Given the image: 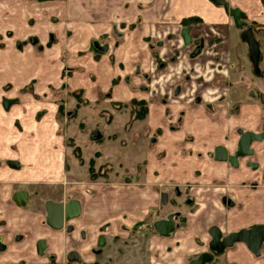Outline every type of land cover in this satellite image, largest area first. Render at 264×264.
<instances>
[{
	"label": "crops",
	"instance_id": "1",
	"mask_svg": "<svg viewBox=\"0 0 264 264\" xmlns=\"http://www.w3.org/2000/svg\"><path fill=\"white\" fill-rule=\"evenodd\" d=\"M76 1L0 0V19L31 11L42 24L0 32L11 102L0 112V264H190L212 227L264 224V0H228L260 43L259 74L212 0H82L86 18ZM190 17L201 21L185 26ZM58 115L70 121L61 133L44 125ZM248 131L263 134L252 155L216 157ZM48 200H76L80 213L53 228ZM176 212L170 235L151 226ZM204 264H264V244L256 255L237 242Z\"/></svg>",
	"mask_w": 264,
	"mask_h": 264
},
{
	"label": "water",
	"instance_id": "2",
	"mask_svg": "<svg viewBox=\"0 0 264 264\" xmlns=\"http://www.w3.org/2000/svg\"><path fill=\"white\" fill-rule=\"evenodd\" d=\"M215 4L223 6L225 11L233 16L235 24L239 28H244L246 22L243 20L245 13L238 7H232L228 0H212ZM190 29L185 28L182 31V35L186 43L191 42ZM241 38L245 41L249 48V56L254 67V71L260 73V58L261 48L258 39L255 36L252 27H247L242 30ZM36 40V39H33ZM106 49V48H104ZM199 49H196V53ZM11 102L5 100L3 106L5 109L10 107ZM263 138L262 133H254L251 131L245 132L241 135L238 142V148L236 153L229 154L227 149L220 146L216 150V157L219 160H228L230 163L236 165L240 157H245L253 154V150L250 149L251 144L254 141L261 140ZM12 167L18 166L17 161L11 160L8 162ZM165 200V199H164ZM47 207V223L53 228H62L65 221H68L71 217L77 216L80 213L79 204L76 200H71L68 203L56 202L49 200L46 204ZM176 223L173 215L168 218L160 219L155 222V229L161 235H170L175 230ZM211 241L209 243L210 251L222 253L227 247L232 246L237 242H243L254 254L259 255L260 249L264 243V224L255 225L249 229H243L236 232H231L227 235H223L220 229L216 226L210 230ZM212 257L211 252L205 251L201 253L196 259H193L190 264H204V262L210 260Z\"/></svg>",
	"mask_w": 264,
	"mask_h": 264
},
{
	"label": "rangeland",
	"instance_id": "3",
	"mask_svg": "<svg viewBox=\"0 0 264 264\" xmlns=\"http://www.w3.org/2000/svg\"><path fill=\"white\" fill-rule=\"evenodd\" d=\"M96 2H97V0H96ZM81 3H82V0H77L76 3L74 4L73 8L74 9L77 8V10H79V12H77V11L75 12L76 16L86 18L88 14H85L84 13L83 7L81 6ZM27 5L28 4H24V7H23V13L24 14L28 10V6ZM87 8L89 10L95 9V7L94 8H91L88 4H87ZM3 9L4 8L1 6L0 7V17L3 15V12H2ZM43 11H44V13H47V12L49 13V9H45ZM92 12L96 15V13H95L94 10H92ZM34 16L35 15H33V13L31 11L30 12L28 11L27 18L25 20H22V21H19V20H3L1 18L0 19V32H3L4 34L13 33L12 31H14L15 27H18V29L21 30V31L27 29L28 31L30 30V33L31 32L32 33L33 32H36L37 31L36 29L39 28V26H41L42 24H41L40 21H37L36 18H34ZM46 17H49V15L46 16ZM54 19L59 20L60 18H54ZM62 25L65 27L66 24H62ZM2 41H3V38L0 37V45H3ZM65 78L66 77H64L63 79L65 80ZM7 88L8 87H5V91L7 90ZM0 93H1V91H0ZM0 96H1V94H0ZM4 111H6V109L3 107L2 102H1V98H0V112H4ZM1 115H3V113ZM12 117H14V119L16 120L15 116H12ZM56 119H57V122L56 123L54 121H52V122L44 123V125L46 124L45 125L46 127H49L51 125L52 126L55 125L56 128L57 127L59 129L62 128L61 131H59L61 133V132H63V128L65 126H69L70 121L68 122L67 119H66V117H62L61 115H60V117L58 115V117ZM19 121L21 122L20 119H19ZM14 123L15 122L13 121V125H14ZM0 124L6 125L5 122L2 120V117L1 116H0ZM15 124L18 126L19 130L24 129V125L22 124V122H21V124H17V120H16V123ZM17 137H18V134H13L12 135V138H11L12 141H15ZM67 141L68 140H66V138H64L63 142L65 143ZM74 152L77 153L76 154L77 156H79V154H78L80 152L79 150H75ZM122 172L124 173V171H122ZM189 189H190V186H189ZM181 219L183 220V216L181 217ZM144 224H146V221L144 222ZM144 224H142V225L140 224L141 227L143 226V228H145L146 226Z\"/></svg>",
	"mask_w": 264,
	"mask_h": 264
},
{
	"label": "flooded vegetation",
	"instance_id": "4",
	"mask_svg": "<svg viewBox=\"0 0 264 264\" xmlns=\"http://www.w3.org/2000/svg\"><path fill=\"white\" fill-rule=\"evenodd\" d=\"M243 20L245 21V17L243 18ZM246 22V21H245ZM247 27H251L250 25H248L247 23H246V25L244 26V28H240L241 29V32H242V30L243 29H245V28H247ZM254 31V30H253ZM243 134V133H242ZM240 138H241V136H240ZM240 140V139H239ZM239 142V141H238ZM237 151V150H236ZM236 153V152H235ZM254 153V152H253ZM250 156V155H249ZM245 157H248V156H245ZM245 157H240V158H245ZM239 158V159H240ZM9 161H11V160H9ZM9 161H7L6 163H7V165H9ZM239 161V160H238ZM11 166V165H10ZM22 192L23 191H18V195H20V194H22ZM165 200H166V198H165ZM49 201V200H48ZM47 201V202H48ZM47 202H46V204H47ZM56 202H63V201H56ZM192 202V201H191ZM63 203H68V202H63ZM46 210H47V207H46ZM47 214H48V212H47ZM170 215H173V217H174V220H175V223H176V220H177V218H180L181 217V215H180V213L179 212H176V214L174 213V214H170ZM170 215H168L166 218H168ZM48 216V215H47ZM72 218V217H71ZM161 219H164V218H161ZM69 220V219H68ZM158 220H160V219H158ZM157 221V220H156ZM156 221H154V223H152L151 224V226L155 229V222ZM67 221H65V223H66ZM64 223V224H65ZM156 230V229H155ZM157 231V230H156ZM158 232V231H157ZM159 233V232H158ZM160 234V233H159ZM229 234V233H228ZM227 235V234H226ZM264 244V243H263ZM209 252H211V254H212V257H213V255H216V254H218L217 252H214V251H210V249H209ZM211 257V258H212ZM197 258V257H196ZM195 258V259H196Z\"/></svg>",
	"mask_w": 264,
	"mask_h": 264
},
{
	"label": "trees",
	"instance_id": "5",
	"mask_svg": "<svg viewBox=\"0 0 264 264\" xmlns=\"http://www.w3.org/2000/svg\"><path fill=\"white\" fill-rule=\"evenodd\" d=\"M200 21H201V19L198 18V17H190V18H186V19H184L183 24H184L185 26H191L192 24L198 23V22H200ZM134 104L137 105L136 102H134ZM140 110H141L142 112L145 113V111H146V107L142 106V107L140 108ZM138 117L141 118L142 116H138Z\"/></svg>",
	"mask_w": 264,
	"mask_h": 264
}]
</instances>
